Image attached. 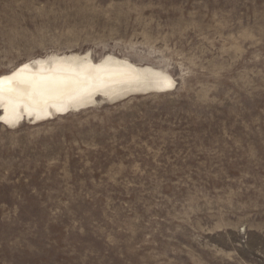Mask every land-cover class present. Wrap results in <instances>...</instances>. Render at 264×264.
Listing matches in <instances>:
<instances>
[{
  "label": "rangeland",
  "instance_id": "374dc122",
  "mask_svg": "<svg viewBox=\"0 0 264 264\" xmlns=\"http://www.w3.org/2000/svg\"><path fill=\"white\" fill-rule=\"evenodd\" d=\"M84 52L174 88L0 126V264H264V0H0V74Z\"/></svg>",
  "mask_w": 264,
  "mask_h": 264
},
{
  "label": "bare ground",
  "instance_id": "6f19581e",
  "mask_svg": "<svg viewBox=\"0 0 264 264\" xmlns=\"http://www.w3.org/2000/svg\"><path fill=\"white\" fill-rule=\"evenodd\" d=\"M173 79L161 70L106 54L53 53L0 74V126L14 130L114 104L132 96L165 94Z\"/></svg>",
  "mask_w": 264,
  "mask_h": 264
}]
</instances>
